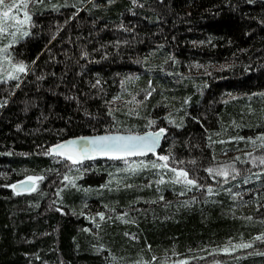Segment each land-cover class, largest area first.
Wrapping results in <instances>:
<instances>
[{
    "label": "trees",
    "instance_id": "1",
    "mask_svg": "<svg viewBox=\"0 0 264 264\" xmlns=\"http://www.w3.org/2000/svg\"><path fill=\"white\" fill-rule=\"evenodd\" d=\"M30 7V34L8 52L30 71L0 80V264H264V165L246 155H264L247 139L264 133V0ZM160 127L159 153L205 187L168 169L130 173L125 160L86 161L78 176L47 154L66 139ZM142 159L157 157L129 162ZM231 161L239 173L207 172ZM30 174L45 177L35 190L9 187Z\"/></svg>",
    "mask_w": 264,
    "mask_h": 264
},
{
    "label": "snow or ice",
    "instance_id": "2",
    "mask_svg": "<svg viewBox=\"0 0 264 264\" xmlns=\"http://www.w3.org/2000/svg\"><path fill=\"white\" fill-rule=\"evenodd\" d=\"M43 3L44 0H7V2L6 0H0V38L7 40V43H3L2 46H0V56L3 57L4 61H7L8 68L11 69L10 71H6L3 64H0V71H6V75H0V80L13 77L20 79L21 74H26L30 71L28 63L24 60H14L8 55V52L13 44L18 43L21 39L30 34V26L32 24V8L30 5H43ZM44 6L47 7V5ZM51 7L57 11L59 10V7L55 4L51 5ZM20 13H22V16ZM120 27H123V25H120ZM201 43H203V41H201ZM82 54L84 56L89 55L86 50ZM105 55H107V53ZM32 63H34V61ZM96 83L99 84L100 81L97 80ZM147 95H151V92H148ZM137 103H139V101H137ZM136 114L138 115V113ZM169 119L171 120V117H169ZM172 122L174 123V121ZM151 123H155V121ZM149 128H151V124H149ZM166 131V128L160 127L155 131L134 132L129 130L125 133L110 132L103 135L66 139L51 145L47 154L70 162L69 171L75 168L78 176H82L84 172L87 171V169L83 167V162L86 159L103 156L125 160L126 170L130 173L149 167L168 169L172 173L168 179L177 184H183L186 188L205 187V185L199 183V180L195 178V176L190 174L186 167L173 166V161L176 165H183L184 162L182 160H175L171 150H169L168 154H162L157 151L160 140ZM239 139H244V137H239ZM247 139L253 141L254 145L256 141H259V147L264 148V133H261L258 137H248ZM148 153H153L157 159H142L131 162L128 160V158L134 156L146 157ZM246 155L251 159L253 164L259 163L260 165H264V155L253 156L251 153H247ZM237 159H239V157H237ZM261 170L264 171V168ZM117 171H120V169H117ZM239 171L240 170L235 167V161L207 168L209 174H215L213 175L214 179L217 178V176L228 178L230 173H239ZM78 176L64 174L63 179L69 181L71 185L81 187L76 185ZM44 178L43 174L26 175L23 180L10 184L9 187L15 189L17 192L33 191L37 188L38 182L42 181ZM164 179L165 177L161 175L160 182H163ZM124 186L130 187L131 185L125 184ZM101 187H108V185H101ZM208 189L209 193H211L210 185ZM84 190L87 191L88 189ZM233 195L238 196L239 193H234ZM162 198L163 197H161V199ZM61 211H63V209H61ZM112 211L115 212V209H112ZM97 215L101 219L106 218L104 212H99ZM124 215L125 214H121V217L123 218ZM258 239L264 240V233L260 234ZM250 246V242L247 244L241 243L235 245L236 248ZM99 247L103 248L105 246L100 245ZM148 247L151 248V245H148ZM234 250V248L228 246L221 249V251L225 252ZM152 260H156V256H153ZM142 264H150V261L144 260ZM174 264H186V261L181 260L174 262Z\"/></svg>",
    "mask_w": 264,
    "mask_h": 264
},
{
    "label": "water",
    "instance_id": "3",
    "mask_svg": "<svg viewBox=\"0 0 264 264\" xmlns=\"http://www.w3.org/2000/svg\"><path fill=\"white\" fill-rule=\"evenodd\" d=\"M152 131H154V130H152ZM121 133H125V132H121ZM98 135H103V134H98ZM91 136H95V135H91ZM84 137H86V136H84ZM164 138H165V133L163 134V136H162V138H161V140H160L159 146H158V148H157V151H158V152H159V151L161 150V148H162ZM151 155H154V154H153V153H148L146 157L151 156ZM132 158H144V157H135V156H134V157H130V158H128V159H132ZM95 160H115V161H119V160H123V159H113V158H109V157L97 156V157H95V158H88V159H86L84 162H86V161H95ZM84 162H83V163H84ZM14 190H15V189H14ZM15 191H16V190H15ZM16 192H17V191H16ZM23 192H29V191H23ZM17 193H22V192H17Z\"/></svg>",
    "mask_w": 264,
    "mask_h": 264
},
{
    "label": "bare ground",
    "instance_id": "4",
    "mask_svg": "<svg viewBox=\"0 0 264 264\" xmlns=\"http://www.w3.org/2000/svg\"><path fill=\"white\" fill-rule=\"evenodd\" d=\"M129 160V159H128ZM119 161H123V160H119ZM181 192V191H180Z\"/></svg>",
    "mask_w": 264,
    "mask_h": 264
},
{
    "label": "rangeland",
    "instance_id": "5",
    "mask_svg": "<svg viewBox=\"0 0 264 264\" xmlns=\"http://www.w3.org/2000/svg\"><path fill=\"white\" fill-rule=\"evenodd\" d=\"M20 15L22 16V13H20ZM11 30V29H10Z\"/></svg>",
    "mask_w": 264,
    "mask_h": 264
}]
</instances>
